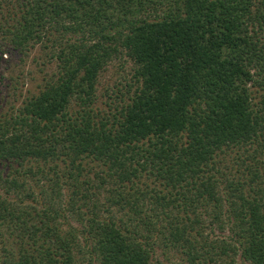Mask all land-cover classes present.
I'll return each mask as SVG.
<instances>
[{
  "label": "trees",
  "instance_id": "obj_1",
  "mask_svg": "<svg viewBox=\"0 0 264 264\" xmlns=\"http://www.w3.org/2000/svg\"><path fill=\"white\" fill-rule=\"evenodd\" d=\"M4 5L55 67L0 112V264H264V0Z\"/></svg>",
  "mask_w": 264,
  "mask_h": 264
},
{
  "label": "rangeland",
  "instance_id": "obj_2",
  "mask_svg": "<svg viewBox=\"0 0 264 264\" xmlns=\"http://www.w3.org/2000/svg\"><path fill=\"white\" fill-rule=\"evenodd\" d=\"M6 11L4 5L0 10V17L5 16ZM45 53L38 47L20 52L9 44L0 31V112L9 110L12 105L18 106L27 95L38 91L44 76L53 73L55 63L49 64ZM132 70L133 64L125 58L111 61L99 78V103L105 99L106 92L110 94L114 87H120L121 83L129 81ZM159 259L164 264H186L175 251L169 252L165 257L160 255Z\"/></svg>",
  "mask_w": 264,
  "mask_h": 264
}]
</instances>
